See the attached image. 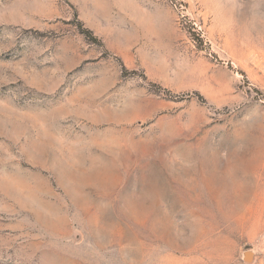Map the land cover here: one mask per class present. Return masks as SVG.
<instances>
[{
    "label": "rangeland",
    "instance_id": "374dc122",
    "mask_svg": "<svg viewBox=\"0 0 264 264\" xmlns=\"http://www.w3.org/2000/svg\"><path fill=\"white\" fill-rule=\"evenodd\" d=\"M0 264H264V0H0Z\"/></svg>",
    "mask_w": 264,
    "mask_h": 264
},
{
    "label": "water",
    "instance_id": "95a60500",
    "mask_svg": "<svg viewBox=\"0 0 264 264\" xmlns=\"http://www.w3.org/2000/svg\"><path fill=\"white\" fill-rule=\"evenodd\" d=\"M250 257H251L250 253H247L246 256H245V258H246L247 260H249Z\"/></svg>",
    "mask_w": 264,
    "mask_h": 264
}]
</instances>
